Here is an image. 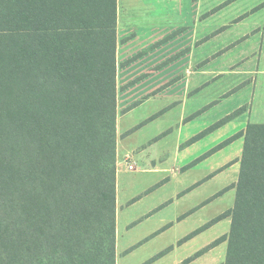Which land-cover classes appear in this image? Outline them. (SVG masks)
Masks as SVG:
<instances>
[{
    "label": "trees",
    "instance_id": "16d2710c",
    "mask_svg": "<svg viewBox=\"0 0 264 264\" xmlns=\"http://www.w3.org/2000/svg\"><path fill=\"white\" fill-rule=\"evenodd\" d=\"M116 55L117 0H0V264H116ZM244 137L225 264H264V124Z\"/></svg>",
    "mask_w": 264,
    "mask_h": 264
},
{
    "label": "crops",
    "instance_id": "0c3cea01",
    "mask_svg": "<svg viewBox=\"0 0 264 264\" xmlns=\"http://www.w3.org/2000/svg\"><path fill=\"white\" fill-rule=\"evenodd\" d=\"M189 7L191 10L183 11L187 18L199 15V5L191 1ZM172 15L179 18L170 25L168 18ZM182 28L186 29L181 25V0H117L116 264L164 236L167 242L147 252L136 264L226 263L227 237L232 226V217L227 214L232 209L224 212L235 205L244 133L251 124H264V69L260 68L261 57L252 59L256 68L243 60L245 56L233 59L226 68L211 69V62L219 60V56L204 57L197 53L207 40L200 42L199 47L194 46L190 55H181ZM189 33L192 40H199L195 32ZM193 55L201 65L194 72H186L184 64L192 63ZM222 82L225 85L221 91ZM237 94L245 96L241 104L210 127L192 138H178L173 151L159 149L161 141L178 128L183 130ZM203 97L209 100H200ZM164 98L168 100L167 108H150L125 130L121 128L124 118L147 108L151 101ZM180 104L179 124L161 128L157 135L128 149L122 147L125 138L141 133ZM220 131L224 133L213 140V134ZM205 140L208 141L201 147V154L188 155ZM130 166L134 169L130 170ZM196 167H203L202 179L185 184L184 177ZM133 173L150 177L147 186L136 179L131 183L121 179ZM215 182L218 187L213 185ZM128 184L140 189V195H129L123 189ZM202 187H208L209 194L195 201L194 196L199 198L197 190ZM163 190H171L173 194L169 196ZM155 193L158 200L149 201ZM219 200L229 202L210 215H201ZM183 202H189L187 211ZM175 204L181 205V212L178 210L169 217V209ZM176 230L181 233L170 244L168 237ZM195 242L198 245L187 251Z\"/></svg>",
    "mask_w": 264,
    "mask_h": 264
},
{
    "label": "rangeland",
    "instance_id": "374dc122",
    "mask_svg": "<svg viewBox=\"0 0 264 264\" xmlns=\"http://www.w3.org/2000/svg\"><path fill=\"white\" fill-rule=\"evenodd\" d=\"M191 1L196 6L199 5L200 7V9L198 10L199 15H197L195 18H187L183 14V11L191 10V8L189 7ZM170 8H173L172 4L170 5ZM178 18V16L172 15L168 18L169 24L171 25L176 23L175 21H178ZM166 20L167 19H165V22ZM181 25L186 27V29H181V35H183L181 45L183 47L185 46V49L181 46V55H190L194 46L198 45L199 47V45L203 41L207 40L204 42V45L202 47H199L200 49L197 53L204 57L210 55L211 57L215 55L219 56L217 57L219 60L211 62V69L221 66L222 68H226L225 66H230V62L233 59L240 60L242 56H245L243 60H247V62L250 63V66L253 67L256 66L252 59L254 57H261L260 68L261 70L264 69V0H181ZM187 28L191 33L194 34L195 32V34L198 35L199 40L201 41L192 40V38H190V36L192 35L189 33ZM193 57L195 58V55H193ZM194 58H192V63L184 64L186 72H194L201 65L197 63L196 58ZM186 66L187 69H190L187 70ZM203 66L205 65L203 64ZM224 85V82H222L221 91L224 90ZM244 97V95H234L233 97L229 98L226 103L220 104L217 107V110L214 109L213 111H209L205 117L199 118L187 124L183 130H181V128H178L172 136H169L161 141L162 143H160L159 149L162 151L165 149V151H173L175 149V144L178 138H192L195 135L199 134L201 131L210 127L214 121L221 119L224 114L230 112L237 105L241 104L240 102L244 100ZM200 100L209 99L203 97ZM163 107L164 109L168 107L167 98L159 101H151V104L147 106V108L141 110L138 113H134L131 117L124 118L120 124L121 128L125 130V128H127L132 122L135 121L137 116L146 114L148 109L150 110V108H154L155 110H159ZM190 108L191 107H189V109ZM180 114L181 104L177 105L173 110L164 113L162 117H159L156 122L152 123L141 133L125 138L124 145L122 147L128 149L129 147L135 146L151 136L157 135V132H159L161 128H167L168 126L172 127L176 124H179ZM222 133L224 132L220 131L218 133H214L212 139L218 140L220 138L219 135H221ZM206 141L208 140L198 143V146L196 144L192 148V150L189 151L188 155L201 154L203 152L201 151V149L203 148ZM203 175V167H196L194 171L185 176V179L183 180L185 181V184H192L194 181L201 180ZM149 178L150 177L142 174L133 173L130 175H124L121 179L124 182L127 181L128 183H131L136 179V182L139 181L140 184L144 183V186H147ZM213 185H216V182L213 183ZM216 186L218 187V185ZM123 189H126L129 195H140V189L137 190L130 184H128V187L125 186ZM163 191L166 192L169 196L173 194V191L171 190L169 192L166 190ZM197 191L200 196L199 198H196L195 195V201H198V199L200 198L204 199L209 194L208 187H202ZM210 192H213L212 187L210 189ZM156 195L157 193L152 195V197H150L148 200L156 202L158 200L155 198ZM228 202V200H219L213 206H210L208 210L201 215H210L219 206H224V204ZM183 203V205H185L184 210L187 211L189 208V202ZM177 206H180V208ZM233 208L234 206L232 208L228 207L224 213ZM178 210L181 212V205L175 204L170 207L168 212L169 217ZM179 233H181V231L177 230L170 233V236L168 237L170 244H172V242L175 240L176 235ZM166 242L167 236H164L160 240L152 242L151 245L148 248H145L142 252L134 254L132 256H124L121 264H136L140 259L143 260V257L147 254V252H149L150 250H156ZM197 245L198 242H195L194 244L187 247V251L193 249Z\"/></svg>",
    "mask_w": 264,
    "mask_h": 264
},
{
    "label": "built area",
    "instance_id": "2783aa9c",
    "mask_svg": "<svg viewBox=\"0 0 264 264\" xmlns=\"http://www.w3.org/2000/svg\"><path fill=\"white\" fill-rule=\"evenodd\" d=\"M134 169V167L133 166H130V170H133Z\"/></svg>",
    "mask_w": 264,
    "mask_h": 264
}]
</instances>
